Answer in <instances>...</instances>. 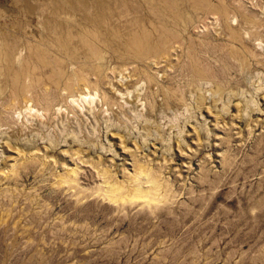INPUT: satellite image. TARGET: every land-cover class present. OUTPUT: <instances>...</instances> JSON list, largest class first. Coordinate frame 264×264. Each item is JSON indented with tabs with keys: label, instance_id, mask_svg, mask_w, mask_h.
Returning a JSON list of instances; mask_svg holds the SVG:
<instances>
[{
	"label": "rangeland",
	"instance_id": "obj_1",
	"mask_svg": "<svg viewBox=\"0 0 264 264\" xmlns=\"http://www.w3.org/2000/svg\"><path fill=\"white\" fill-rule=\"evenodd\" d=\"M0 264H264V0H0Z\"/></svg>",
	"mask_w": 264,
	"mask_h": 264
},
{
	"label": "bare ground",
	"instance_id": "obj_2",
	"mask_svg": "<svg viewBox=\"0 0 264 264\" xmlns=\"http://www.w3.org/2000/svg\"><path fill=\"white\" fill-rule=\"evenodd\" d=\"M91 3V2H90ZM104 9V8H103ZM90 11V10H89ZM105 13V12H104ZM105 15V14H104ZM96 19V18H95ZM99 19V18H98ZM94 20V19H93ZM109 20V19H108ZM96 21V20H95ZM97 23V22H96ZM102 24V23H101ZM84 97V96H83ZM86 99V98H85ZM83 101V100H82ZM26 109H28L29 111H35V110H33V108H31V106L29 105V106H27L26 107ZM36 112V111H35ZM30 113V112H29ZM34 113V112H33ZM37 113V112H36ZM32 114V113H31ZM31 114H29V115H31ZM18 115H19V113H18ZM21 115V114H20ZM25 115H27V114H25ZM28 116V115H27ZM149 198L150 199H154V196H151V195H149Z\"/></svg>",
	"mask_w": 264,
	"mask_h": 264
}]
</instances>
